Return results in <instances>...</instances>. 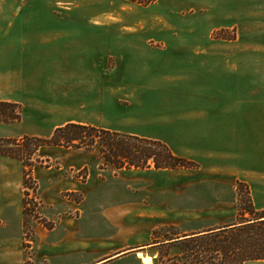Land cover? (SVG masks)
<instances>
[{"label": "rangeland", "instance_id": "obj_1", "mask_svg": "<svg viewBox=\"0 0 264 264\" xmlns=\"http://www.w3.org/2000/svg\"><path fill=\"white\" fill-rule=\"evenodd\" d=\"M4 9L29 20L27 33H78V37L66 38L69 59L61 76L66 75L68 82L58 90L53 86V98L58 94L68 102L64 121L92 122L154 138L190 162L159 169L99 168L96 149L83 153L42 146L31 155V161L44 165L47 158L51 168L62 162L65 176L78 179L83 188L82 192L59 195L63 201H79L78 207L61 201L63 211L46 217L37 212L35 191L28 188L29 209L23 210L25 251L33 238V220L47 229L56 225L57 237L69 238L75 237V223L80 222V239L93 243V257L97 256L94 249L103 245L114 251L110 254L129 250L106 264H145L130 249L157 240L153 238L155 230L156 235L180 236L184 231L236 222L237 189L235 194L233 188L237 182L246 184L252 201L250 182L240 178L235 183L223 174L226 165L194 156L190 150L202 145L203 134L195 133L188 123L195 112L203 115L206 108L225 112L218 120L221 129L243 120L239 135L247 150L243 153L245 164L251 160L250 149L257 148L258 154L264 155V0H151L147 4L130 0H4ZM56 35L52 40L63 42ZM75 55H82V62H76ZM81 70L83 79L75 81L71 73ZM82 89L84 103L71 104ZM11 103L18 107L0 106V122L20 119L21 105ZM11 110L19 113L16 120L6 119ZM223 138L230 147L235 143ZM246 177L250 180L251 173ZM60 227L71 230L63 232ZM157 247L151 244L137 252L150 256L155 264L153 258L160 256ZM164 251L158 264H171L172 251L167 256ZM84 253L86 256L88 251ZM21 264L45 263L25 257Z\"/></svg>", "mask_w": 264, "mask_h": 264}, {"label": "crops", "instance_id": "obj_2", "mask_svg": "<svg viewBox=\"0 0 264 264\" xmlns=\"http://www.w3.org/2000/svg\"><path fill=\"white\" fill-rule=\"evenodd\" d=\"M27 21L29 20L21 19L19 15H15L11 9H4V0H0V101H11L21 105L19 120L8 123L0 122V137L19 138L23 135L46 137L57 126L68 122L97 125L92 122L71 119L64 121L62 116L66 113L68 102L58 94L55 98L52 96L53 86L58 90L68 82V79L64 78L66 75L61 76L63 72L65 73V63L69 59L66 38L78 37V33L72 35L68 33H27ZM56 34H59L58 38H61L63 42L57 41V39L52 40L51 37L56 38ZM75 45L79 49L77 40ZM52 51L55 52L56 57L51 56ZM223 56L220 52V57L223 58ZM74 59L76 62L83 60L82 55H75ZM83 73V70L79 71V74L71 73V77L77 81L80 78L83 79ZM37 74L40 75L38 78L35 76ZM79 93L80 97L76 95V100H70L71 104H73L72 102L75 104L77 102L84 103L83 89ZM224 113H213L206 108L203 115H196L195 112L190 117L189 128L194 127L195 133L203 134L200 138L202 145L193 146V150L190 152L194 156L210 159L214 164L226 165L228 169L223 174L232 177L235 183L240 178L250 182L253 206L257 210H264V155L258 154L257 148L250 149L247 154L251 160L245 164L243 153L247 150L241 142L242 135H239L241 134L240 130L243 131L242 128H244L243 120L237 126L221 129L220 126L223 127V124L219 125L218 120L225 117ZM215 118L217 121L214 123L212 120ZM211 122L213 123L211 124ZM223 137H227L229 142L235 143L230 147ZM208 141L211 142L210 145ZM45 161L47 164H35L31 167V177L36 185L34 191L35 199L38 200L37 212L45 217L47 214L61 212L63 211L61 201L65 204L69 203L71 208L78 207L79 201H63L64 199L62 200L59 195L64 191L82 192L81 181L65 176L62 162L51 168L47 158ZM246 166L250 168H245ZM249 173H251V178L247 180L246 176ZM23 190L22 162L0 155V264H21L25 257L34 263L41 261L45 264H106L109 260L121 257L129 251L126 249L110 254L114 251L110 252L109 247L103 245L102 248L94 249L97 256L93 257L91 249L93 243L80 239L83 235L80 222L75 223V237L69 238L67 236L57 237L56 225L47 229L34 220L30 224L33 238L30 241L29 250L25 251L23 247L26 241L24 237ZM233 191L236 194V185ZM53 219L58 221V218L54 217ZM60 228L63 232L71 230L66 227ZM194 231L197 230L189 233ZM183 234L188 233L184 231ZM147 245L150 246L151 243L133 246L130 250L135 251V255L138 256L135 249H144ZM85 249L88 251L86 256ZM101 252L102 255H100ZM258 261H264V259L250 260L245 264Z\"/></svg>", "mask_w": 264, "mask_h": 264}, {"label": "trees", "instance_id": "obj_3", "mask_svg": "<svg viewBox=\"0 0 264 264\" xmlns=\"http://www.w3.org/2000/svg\"><path fill=\"white\" fill-rule=\"evenodd\" d=\"M130 1L140 4L151 2ZM0 106L7 109L18 107L11 102H0ZM18 114L12 111L6 119L16 120ZM43 145L62 146L83 153L96 149L99 168L138 169L153 166L159 169L190 164L188 160L175 155L160 140L79 122L57 126L45 138L30 135L0 138V155L17 158L24 166V213L29 209L26 199L29 194L28 188L33 191L36 188L31 177V167L35 165L31 161V155ZM241 186L244 188L243 191H240ZM236 189L238 210L236 222L180 236H170L166 233L156 235L155 230L153 238L157 240L151 244L158 246L160 256L154 257L153 263L158 264L161 261L162 250H166L163 252L165 256L172 251L171 264H245L250 260L264 259V210L254 209L246 184L237 182Z\"/></svg>", "mask_w": 264, "mask_h": 264}, {"label": "bare ground", "instance_id": "obj_4", "mask_svg": "<svg viewBox=\"0 0 264 264\" xmlns=\"http://www.w3.org/2000/svg\"><path fill=\"white\" fill-rule=\"evenodd\" d=\"M137 255L138 256H140L141 258H142V260H143V262H145L146 264H151V257L150 256H148V255H143V254H141V252H137Z\"/></svg>", "mask_w": 264, "mask_h": 264}, {"label": "water", "instance_id": "obj_5", "mask_svg": "<svg viewBox=\"0 0 264 264\" xmlns=\"http://www.w3.org/2000/svg\"><path fill=\"white\" fill-rule=\"evenodd\" d=\"M140 248H138V249H135L136 250V254H137V250H139Z\"/></svg>", "mask_w": 264, "mask_h": 264}]
</instances>
